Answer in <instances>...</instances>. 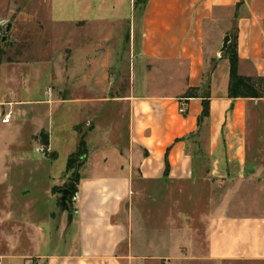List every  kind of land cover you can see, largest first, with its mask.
<instances>
[{
  "label": "crops",
  "instance_id": "crops-1",
  "mask_svg": "<svg viewBox=\"0 0 264 264\" xmlns=\"http://www.w3.org/2000/svg\"><path fill=\"white\" fill-rule=\"evenodd\" d=\"M51 1L45 19L28 13V23L51 33L46 58L10 63L3 82L12 112L0 127L15 143L29 122L34 136L47 133L49 149L63 107L77 114L73 130L85 122L90 141L78 213L64 211L63 248L35 249L20 264L34 257L42 264H122L127 229L120 216L143 183L172 191L176 183L206 181L217 192L234 177L264 172L252 162L264 159V141L260 151L247 141L249 118L264 115V98L228 96L229 61L219 52L235 32L238 72L264 77V0ZM206 81L209 115L200 120ZM189 89L197 96L184 97ZM23 153L7 152L16 161ZM63 167L47 176L56 181ZM224 201L211 199L204 213L208 257L264 261V212L235 214Z\"/></svg>",
  "mask_w": 264,
  "mask_h": 264
},
{
  "label": "rangeland",
  "instance_id": "rangeland-1",
  "mask_svg": "<svg viewBox=\"0 0 264 264\" xmlns=\"http://www.w3.org/2000/svg\"><path fill=\"white\" fill-rule=\"evenodd\" d=\"M63 1L64 4L69 2ZM55 2L63 4L61 0ZM53 8L51 0H0V18L11 24L8 33L6 26L0 28V94L4 92L0 96V118L12 112L6 95L9 90L3 82L10 63L46 58L44 41L51 33L39 29V26L43 28L40 23H28V13H38L45 19ZM125 82L122 80L119 85L124 87ZM28 103L37 101H28L26 106ZM19 115L16 113L17 117ZM253 119L250 116L247 141L251 149L260 151L264 141V115H260L262 121ZM77 121L74 109H57L49 149L47 133L34 136L29 122L21 129L15 143L12 133L0 127V258L4 263L20 264L22 257L35 249L63 245V238L69 231L63 217L67 209H62L60 203L61 189L73 181L84 158H75L69 171L65 168L66 160L76 150L78 134L88 128L82 122L74 127L78 132L73 130L71 124ZM47 149L51 153H47ZM7 152L24 153L22 160L16 161V157ZM46 157L50 160L46 161ZM250 161L245 164L250 165ZM252 162L264 171V159ZM61 165L64 167L56 181L47 176L49 172H58ZM173 187L172 191H161L155 184L146 182L140 188L142 191L134 193L127 202L126 217L120 216L126 219L127 229L126 238L118 248L123 256L122 264H264L262 260L210 259L204 217L212 205L211 199L220 198L225 199L224 207H231L232 213L262 214L264 172L248 179L234 177L217 186V192L211 191L214 186L206 181L176 183ZM62 228L65 229L64 237L60 240Z\"/></svg>",
  "mask_w": 264,
  "mask_h": 264
},
{
  "label": "trees",
  "instance_id": "trees-1",
  "mask_svg": "<svg viewBox=\"0 0 264 264\" xmlns=\"http://www.w3.org/2000/svg\"><path fill=\"white\" fill-rule=\"evenodd\" d=\"M142 2V1H138ZM221 57L227 58L229 61V81H228V96L230 98H264V77L242 75L238 72V54L235 32L230 34V40L226 49L222 52ZM204 94L202 98V112L200 120L209 115V90L207 81L204 83ZM197 96L196 89H189L184 94V97ZM77 130V129H76ZM87 154L85 141V133H80L76 150L69 154L66 160V170L69 171L71 164L75 158H84ZM77 160V159H76ZM82 166V164H81ZM80 180L79 171L74 173L73 181L75 183L71 193L77 190V184ZM67 210H71L68 205Z\"/></svg>",
  "mask_w": 264,
  "mask_h": 264
},
{
  "label": "built area",
  "instance_id": "built-area-1",
  "mask_svg": "<svg viewBox=\"0 0 264 264\" xmlns=\"http://www.w3.org/2000/svg\"><path fill=\"white\" fill-rule=\"evenodd\" d=\"M6 23H7V21L5 19L0 18V28H4L6 26ZM180 111H182L181 108H180ZM10 114L11 113H7L4 116H2L1 122L2 123H9L10 122ZM68 199H69L68 205H70L72 213L77 214L78 213L77 202L79 199L78 190H75L72 193L70 192ZM0 264H5L2 261V258H0ZM25 264H42V262H41L40 258L34 257V258L28 259V261H26Z\"/></svg>",
  "mask_w": 264,
  "mask_h": 264
},
{
  "label": "water",
  "instance_id": "water-1",
  "mask_svg": "<svg viewBox=\"0 0 264 264\" xmlns=\"http://www.w3.org/2000/svg\"><path fill=\"white\" fill-rule=\"evenodd\" d=\"M10 28H11V24L7 23L6 27H5V32L8 33ZM4 38H5V35L3 36V39ZM229 40H230L229 35H225L223 37L222 44H221V47L219 49L220 53H222L226 49V47L229 43ZM73 187H74V182L69 181L67 186L64 187L63 189H61L60 203H61L62 209H65L68 207V201H69L68 196H69ZM67 219H68V222H70L72 220V213L71 212L67 214Z\"/></svg>",
  "mask_w": 264,
  "mask_h": 264
}]
</instances>
